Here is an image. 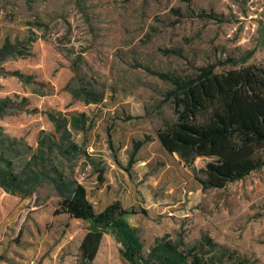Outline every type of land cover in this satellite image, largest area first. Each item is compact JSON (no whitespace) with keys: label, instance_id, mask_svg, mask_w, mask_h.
<instances>
[{"label":"rangeland","instance_id":"rangeland-1","mask_svg":"<svg viewBox=\"0 0 264 264\" xmlns=\"http://www.w3.org/2000/svg\"><path fill=\"white\" fill-rule=\"evenodd\" d=\"M5 40L24 53L2 64L24 79L0 75V99L27 100L0 117V149L17 142L18 172L42 156L45 171L86 188L96 212L116 203L133 212L125 219L144 254L159 238L181 246L209 236L264 264V169L206 188L157 136L174 119L165 76L264 67V0H0ZM52 118L69 123L65 141ZM60 202L48 180L31 198L0 188V264H80L89 224L57 214ZM104 236L92 264H128L116 236Z\"/></svg>","mask_w":264,"mask_h":264},{"label":"trees","instance_id":"trees-1","mask_svg":"<svg viewBox=\"0 0 264 264\" xmlns=\"http://www.w3.org/2000/svg\"><path fill=\"white\" fill-rule=\"evenodd\" d=\"M18 55H24L19 44L5 40L0 47V75L24 79L20 72L9 74L2 67L8 58ZM248 59L242 60L241 64ZM217 67V64H211L198 68L191 76L162 78L171 87L167 97L172 103L174 119L163 121L157 136L163 149L204 187L224 189L228 184L264 169V67L249 65L224 72H217ZM27 81L34 83L31 76ZM72 91L78 96V91ZM85 95L91 97V103L97 104L102 99L92 91ZM26 101L23 99L17 104L9 98L0 99V117L9 110L24 109ZM52 119L57 130L64 132L62 140L65 141L69 123ZM47 141L54 143L57 140ZM1 143V190L11 196L31 198L44 180H48L61 197L60 210L56 213L89 224L79 248L80 264L94 262L108 232L113 233L122 245L121 254L128 264H249L248 260L209 236L193 245L181 246L167 238H159L150 252L144 254L137 230L125 219L133 212L124 210L119 203L96 212L86 188L57 171L54 172L56 175L45 171L42 156L33 159L38 158V162L32 160L34 166L32 162L18 172L12 161L19 151L17 142L4 139ZM73 150L77 152L79 148L73 146Z\"/></svg>","mask_w":264,"mask_h":264}]
</instances>
